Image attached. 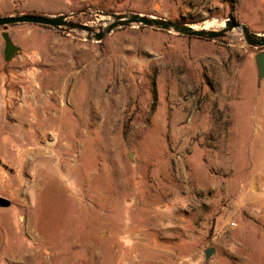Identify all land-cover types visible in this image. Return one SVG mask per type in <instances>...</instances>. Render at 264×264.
<instances>
[{"label":"rangeland","instance_id":"374dc122","mask_svg":"<svg viewBox=\"0 0 264 264\" xmlns=\"http://www.w3.org/2000/svg\"><path fill=\"white\" fill-rule=\"evenodd\" d=\"M128 13L264 34V0H0L96 29ZM10 31L0 264H264V79L239 31Z\"/></svg>","mask_w":264,"mask_h":264},{"label":"water","instance_id":"95a60500","mask_svg":"<svg viewBox=\"0 0 264 264\" xmlns=\"http://www.w3.org/2000/svg\"><path fill=\"white\" fill-rule=\"evenodd\" d=\"M100 16L107 19L103 21L97 29L86 25L72 23L68 20L69 17L66 15L45 16L36 14L0 17V28L26 24L55 30L65 29L77 33H84L86 35V40L94 42H100L113 31L122 28H147L160 32L173 33L178 36L211 41L223 39L229 32L236 30L241 33L243 42L246 46L254 49H263L254 56V63L258 82L264 79V34H255L242 24L226 20L224 26L219 30H208L204 28H193V26L188 24L172 22L154 16H145L136 13L115 15L101 14ZM1 39L3 42V60L8 64L17 56H20L22 51L20 47L15 44L6 29L1 33ZM128 158L131 159V156H128ZM9 206L10 202L8 200L0 198V208L5 209ZM213 253V249L205 251V258L208 259Z\"/></svg>","mask_w":264,"mask_h":264},{"label":"crops","instance_id":"0c3cea01","mask_svg":"<svg viewBox=\"0 0 264 264\" xmlns=\"http://www.w3.org/2000/svg\"><path fill=\"white\" fill-rule=\"evenodd\" d=\"M10 28L7 29L9 34H11ZM17 31H20V30H12V33H15L16 37L18 36L17 35V33H18ZM2 32H3V30L0 29V116H4V113L7 112L5 110V108H4L5 104L3 103L2 99H4V97L6 96L5 99H6V101L9 102L10 98H9L8 95L10 94L9 85H10V82H11V80H10L11 78H10L9 73H7L5 71V68H6L7 64L4 62L3 56H2V50H3V42H2V39H1V33ZM8 104H10V102ZM8 107H9V105H8ZM11 114L13 115L14 112H11ZM6 124L1 122L0 123V127L5 126ZM0 140H1V135H0ZM0 143H1V141H0ZM5 146L7 147L6 143H5ZM0 158H2V154H0Z\"/></svg>","mask_w":264,"mask_h":264},{"label":"trees","instance_id":"16d2710c","mask_svg":"<svg viewBox=\"0 0 264 264\" xmlns=\"http://www.w3.org/2000/svg\"><path fill=\"white\" fill-rule=\"evenodd\" d=\"M10 27H11V26H8L7 28H4V27H3V28H0V29H2V30L6 29V30H7V29L10 28ZM43 28H45V27H43ZM46 29H49V28H46ZM261 50H263V49H258V51H261Z\"/></svg>","mask_w":264,"mask_h":264}]
</instances>
